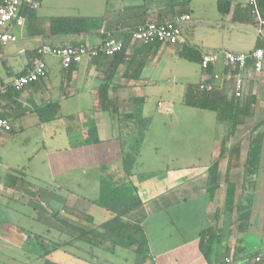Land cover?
<instances>
[{"label":"crops","instance_id":"1","mask_svg":"<svg viewBox=\"0 0 264 264\" xmlns=\"http://www.w3.org/2000/svg\"><path fill=\"white\" fill-rule=\"evenodd\" d=\"M32 1L37 5L35 9L38 17L44 19L69 17L67 16L69 14L65 13H70L67 10L70 11L72 8L70 0ZM132 1L121 3L117 10L108 14V18L114 20L124 7L133 6L147 8V21L152 23L168 22L179 13L191 16V21L183 27L185 43L162 46L157 55L145 64L138 80H135L134 77L136 74L135 60L127 59L116 69L108 84V100L118 107L120 116L134 114L137 110L134 101L144 100L141 105V114L142 118L147 121V126H145L141 151L131 179L133 185L138 189L142 201L141 208L132 214L131 220L141 223L149 247L150 260L143 264H208L200 251L201 231L214 226L212 219L214 213L223 212L229 186L235 187L236 206L251 193L243 188L250 138L249 140L237 139V143L242 144L240 161L231 169L230 153L221 157L224 128L220 125L217 126V130L220 132L219 139L211 155L203 162L199 161L192 166H183L180 156L168 157L163 153L160 155L159 151L166 146H161L163 142L159 137H155L151 145L152 154L148 153L147 156H144V149L151 144L153 126L155 132L159 134L158 127L162 126L164 131L168 130L167 127L173 130L176 126L172 124L180 125L181 123L180 121H171L172 124L155 122L156 117L153 114L172 116L177 112L174 111L172 103L154 99L153 96L166 91L162 89V85L166 84L172 76L165 73L169 70L168 67L171 69L174 59H182L179 56L180 51L184 48L197 50L189 43L194 32L192 29L198 27L195 21L200 17H205L212 19L209 21L224 26L235 24L242 28L245 24L254 28L255 26L249 21L246 13L249 0H228L232 6L227 17H223L218 11L217 3L221 0H210L208 6L205 3L206 0H198L200 7L197 9V14L193 10L187 9L190 6L194 8V0H191L190 6L182 5L183 0ZM107 5L108 1L104 8L96 10L100 11V15L98 12L99 16L106 14ZM211 7L214 9V14L210 11V14L207 15L206 10ZM199 10H204V13ZM42 11L45 12L39 14ZM210 16L212 17L208 18ZM234 16H238L243 21L236 20ZM73 17L86 16L79 14V16ZM11 33L18 38V42L6 46L0 45V86L9 84L14 78L25 75L31 65L35 49L41 45L63 47L77 40L55 38L48 43L41 38L28 36L25 26H13ZM262 33L264 39V31ZM86 38L91 45L97 43L96 39L92 41V36H82L81 40ZM257 43L258 38L255 44L257 45ZM231 49L213 46V49L209 51H197L211 53L226 50L234 53H246L238 51L237 48ZM132 50L128 52L129 55ZM46 63L48 69L45 79L25 87L17 99L5 97L0 100V118L9 121L12 127L10 132L0 131V208L6 213H18L21 210L17 209L25 206L28 210L23 209L25 216L29 218L30 222L36 223L42 228V230L38 229L40 234H35V238L39 237L44 240L52 233L56 235L61 225L55 215L58 211L63 213L64 207L73 208L91 216L94 224L98 226L112 218L107 211L92 203L99 198L101 178L104 174H114L118 178L123 177L121 169L123 145L126 142L127 144L132 143L133 139L131 138H134L135 131H137L136 123L128 122L129 125L126 126V121H124L122 127L118 116L110 112H103L99 107V92L108 83L111 60H85L71 71L63 70L53 58H47ZM227 71V67L220 63L214 68L213 73L219 75L223 81L228 76ZM203 75L200 68L194 76L197 78L195 83L201 81ZM262 75H264V71ZM174 77L171 84L177 83L178 78H182ZM259 78L257 77L258 83L254 85L255 87L260 85L263 88L261 80L264 76ZM249 79L250 76H248L247 83L251 82ZM189 84L191 83H188L186 87ZM184 96L183 106L188 110H193L184 105ZM151 98L155 103L153 110L149 105ZM57 102L60 104L57 119L50 123L41 122L36 113L37 108ZM260 104H264V101L259 98L257 106ZM262 106L264 107V105ZM183 113L184 111L182 117L189 116V112H186V115ZM262 114L264 115V111ZM74 124L79 125L78 140L71 135V126ZM248 124L249 121H246L244 126L239 127L238 130L248 128ZM25 141H29V144L24 143ZM62 158L65 159V163ZM95 159H97L96 164H92L94 162L92 160ZM177 161L181 163V166L174 164ZM215 162L219 163L220 188L215 199L209 201L207 195L208 173ZM155 163L160 166L154 167ZM34 164L37 169L35 172L34 169L30 170L31 165ZM31 178L32 183L29 182ZM76 189H81V192L79 191L81 196H76L78 195L75 192ZM58 190L68 194L67 198L57 196L56 191ZM22 198H28L26 204L21 203ZM96 215L101 217L98 222L95 220ZM66 219L70 224L75 221L73 217ZM9 225L22 230L14 223ZM217 230L225 231L219 249L221 263L226 257L227 251L235 250L238 246L237 236L235 233L230 235L231 231H235L234 227L225 229L224 218H221L217 223ZM2 231L5 232V230H0V235H5L6 233ZM9 231L7 232L9 233ZM260 245L256 251L262 249L264 240ZM52 256H49L52 261L65 264L53 260ZM75 264L94 263L93 261L89 262V259H83L80 263L75 262ZM121 264H125L124 261ZM236 264H249V262L244 260Z\"/></svg>","mask_w":264,"mask_h":264},{"label":"trees","instance_id":"2","mask_svg":"<svg viewBox=\"0 0 264 264\" xmlns=\"http://www.w3.org/2000/svg\"><path fill=\"white\" fill-rule=\"evenodd\" d=\"M42 2L43 0H37ZM1 2V0H0ZM191 0L183 1L182 5L187 6ZM260 16L264 19V0H256ZM108 6V5H107ZM232 3L228 0H221L217 3L218 11L223 17H227L230 14ZM112 12L109 10V6L106 10V14L95 17H56L50 19L39 18L37 10L30 4L24 3L20 9V16L26 18L25 30L30 37L41 38L45 42L51 41L55 38H73L77 39L72 41L66 46L79 48L82 46V36H92L97 42L106 38L107 33H120L124 35L123 30L136 31L139 27L152 23L147 21V8L145 7H124L118 12L117 17L114 20L108 18V14ZM248 19L252 24L258 27L256 16L254 15V7L247 3ZM180 16H185L181 13L175 15L173 19ZM191 17V16H190ZM236 20L240 19L238 16H234ZM253 18V19H252ZM172 19V20H173ZM171 21V20H170ZM168 21V22H170ZM167 23V22H163ZM158 23V24H163ZM189 23V22H187ZM186 23H184L183 27ZM104 31V33H102ZM129 35V34H128ZM119 36V35H118ZM125 47L123 51L114 57H100L96 60H111V66L109 70V78L107 84L104 85L99 92V107L103 112H110L111 114L118 116L120 125L123 127L128 126V122L136 123L137 129L135 140L132 144L124 143L122 150L121 169L123 177L118 178L114 174H104L101 178L100 193L97 201L92 204L107 211L112 218L104 222L101 225H95L93 218L87 214L78 211L73 208L64 207L63 216L57 213L55 217L60 223L57 233L67 234L69 241L62 244L54 243L55 245L44 252L41 255L43 264H59L51 259L49 256L54 251L62 250L64 246L73 245L75 242L85 243L91 250L94 248H101L103 251L114 254L117 249L133 252L137 259L136 264H143L145 261L150 260L148 240L145 232L141 226V223L131 220L132 214L138 211L142 206V201L138 194V189L132 183L133 170L137 162V158L140 154L145 126L147 121L142 118L141 105L144 100H135L136 112L130 115H119V109L112 101L108 100L107 90L109 83L112 80L113 74L118 67L127 59H134L136 66L135 80H138L145 64L153 59L159 52L160 48L164 46L162 43H153L150 45H142L133 47L132 53L129 55L127 49L131 43V37L124 38ZM49 43V42H48ZM53 46V45H51ZM63 46V47H66ZM57 47V46H54ZM62 47V46H61ZM256 49H264V39L258 38ZM36 49L34 51L33 59L36 57ZM201 54L199 51L184 48L180 51V58L189 61L191 63L200 64ZM139 58V59H138ZM32 59V61H33ZM131 59V60H132ZM32 64V62H31ZM74 67L65 70L71 71ZM249 71L253 65L250 63ZM215 68V67H214ZM214 68L203 72V79L198 83H191L186 87L184 96V105L188 108L198 109L214 113L216 116V122L218 125L224 128V140L223 143L230 142L235 137L236 131L239 127L244 126L246 121L250 122L253 114L255 113L256 106L259 98L253 93V89L250 88L253 78L250 77L249 90L245 91L242 97L235 96V88L233 86L234 76L239 74L238 69L227 68V74L232 75V79L229 82L224 80H215ZM264 68L258 77H263ZM246 78V77H245ZM248 78V77H247ZM259 78V79H260ZM247 81V79H246ZM220 82V83H218ZM201 86H211L212 90L201 89ZM247 87V86H246ZM25 89V88H24ZM17 90L12 87L5 97L11 99H17L20 93L24 90ZM2 98V99H3ZM60 108L59 102L42 105L37 108L36 113L39 119L43 123H50L57 119L58 111ZM263 127H264V115L251 132V138L248 145L247 160L245 164L244 185L245 191L249 190L248 196H245L238 206L235 205L236 190L235 187L229 186L226 195V204L223 212L217 211L212 215L214 226L209 229H204L200 233V251L208 264H226L225 259L230 257L232 264L247 261L251 264L255 256L262 250L255 253H246V243L248 241L249 234V215L251 213V202L248 197L254 195V187L256 181H258V170L260 169V161L263 152ZM260 132V133H258ZM128 148V150H126ZM242 144L237 143L235 149L229 151L231 155L230 169L235 167L240 161ZM221 157H225L227 152L222 148ZM249 183V185H247ZM220 188L219 184V163L215 162L209 169L208 182H207V195L208 200L213 201ZM66 215V216H65ZM236 215V218H235ZM73 217L75 219L73 224H70L66 218ZM221 218H224L225 229L234 227L235 231H231L230 235L236 234L237 247L235 250H228L226 257L220 263V244L222 243L223 233L221 230H217V223ZM234 218L236 219L234 221ZM76 222V223H75ZM78 224V225H77ZM81 224V227H80ZM84 224V225H83ZM38 241H42L40 247L45 250L48 246V241L42 238L36 237ZM50 243V242H49ZM263 248V247H262ZM92 259H89L91 262Z\"/></svg>","mask_w":264,"mask_h":264},{"label":"rangeland","instance_id":"3","mask_svg":"<svg viewBox=\"0 0 264 264\" xmlns=\"http://www.w3.org/2000/svg\"><path fill=\"white\" fill-rule=\"evenodd\" d=\"M107 1L109 10L113 11L117 10L121 3L127 1L131 2L132 0H70V2H72V5H70L69 3L68 4L72 8L70 9V11L67 10V12L70 13L65 14H69L67 15L69 17L79 16L80 14L89 18H95L100 15V11L96 10L98 8L99 10L102 7L104 8V5L107 3ZM209 1L210 0L205 1L207 6L210 3ZM193 7L196 10L191 6L187 7V9H191L195 12V14H197V9L200 7V2L198 0H194ZM203 11L204 10H201L200 12L204 13ZM210 11L214 14L213 7L206 10L207 15L210 14ZM38 12H40V10H38ZM43 12L45 11H42L39 14H43ZM211 17L212 16L208 18ZM209 20L212 19L200 17L199 20H196L195 24H198V27L196 29H192V31H194L193 36H191V38L189 39V43L191 44V46H195V49L199 50L200 52L212 50L213 46H219L220 48H228V50H232L231 48H237L238 51L249 53L255 50L256 39L259 37H263L261 36L260 32H263L264 29H260L259 26H255L253 28L252 26L243 24L244 26L242 25L243 27L240 28L235 24L232 26L229 24L224 26ZM231 27L232 29H230ZM93 40H95L94 37H92V41ZM168 69L169 70H167L165 74L172 77L168 82H166V84L162 85V89H165L166 91H164L162 94L157 93L155 96H153V98L172 103L174 105V111L177 113L172 116L158 114L153 115L156 117L155 122L172 124L171 121H180L181 123L180 125L172 124L176 126L173 130L171 129L172 131L169 129V127H167L168 130L164 131L163 127L160 126L157 130L159 134L155 132V128L153 126V135L151 136L152 140H150L151 144L147 145L144 149V156H147L148 153L152 154L153 148L151 147V145L153 144L155 137H159L163 142L161 146H166L165 148H161V150L159 151L160 155L161 153H163L168 157L180 156L183 166H192L197 164L199 161L203 162L208 156L211 155V152L215 148V145L219 139L220 132L219 130H217L218 124L215 121L216 116L214 113L207 111L203 112L197 109L188 110L183 106L182 103L186 85L188 83L197 82V78H195L194 76L200 69L199 65L176 58L171 63V69L169 67ZM174 76L182 78H178L179 80L177 83L171 84L172 78H175ZM251 77L254 80H252L251 86L246 82V91L249 90L248 88L250 86V88L253 89V93L258 95V97L264 101V78H262L261 80V84L263 85V88H261L260 85H257L256 87L254 85L258 83L257 77L255 75H252ZM153 98H151V103L149 104L151 110H153L155 106ZM262 105L260 104L256 107V111L247 126L248 128H245L244 130L237 129L235 137L232 138L230 142H227L224 145L222 141L221 148L225 149V151L228 153L232 148L235 149L238 141L237 139L242 138L243 140H249V138H251L252 129L256 125H258L259 121L263 117L262 111H264V107ZM183 111V114L185 115L186 112H189V116L182 117ZM179 126L181 127V129ZM71 129L72 137L78 140V137L80 135L79 125L74 124L71 126ZM262 133L264 137V127ZM223 138L222 140H224ZM131 139L135 140V138ZM24 143L29 144V141H25ZM33 146L31 147L34 148ZM126 150H128V148H126ZM220 152L222 153V151ZM93 156L96 157V155ZM62 159V161L64 162L65 159ZM96 160L97 159L92 160L94 161L92 164H96ZM177 163L174 162L175 165L181 166L180 162L177 161ZM155 164L156 165L154 167L160 166V164ZM33 169L34 172L37 171V169L35 168V164L31 165L30 167V170L33 171ZM38 172L41 173L40 171ZM257 173L259 179L255 183L254 195L248 197L249 201L251 202V213L249 215V236L246 243L247 254H251L253 252L255 253V251L259 249V246H261L260 244L264 240V142L262 158L260 161V169ZM29 182L32 183V178L29 179ZM247 185H249V183ZM79 191L81 192V189H76L75 192L78 194L76 196H81L79 195L81 194L79 193ZM56 193L57 196L62 198H67L68 196V194L59 192V190L56 191ZM27 201L28 198L21 199V203L23 204H26ZM23 209H26V207L23 206L20 209H17L21 210L18 213H6L2 208H0V230H5V232H2L6 233L5 235H0V264H43L41 255L44 254L45 251L50 250V248L52 249V247L55 245L54 243L62 244L69 241V237L63 235V233L61 234L58 232L56 233V235L52 233L51 236H46V240L48 241L49 245L46 246L45 250H43V248L40 247L42 241L34 239L35 234H40L38 229L42 230V228L36 223L30 222L29 218L25 216ZM58 213H60V215L62 216L64 215L61 211H58ZM100 218V215H96V222H98ZM235 218L234 221L236 220ZM10 223L16 224V226L21 227L22 230L11 227L12 225H9ZM8 230H10L9 233L7 232ZM52 255L53 260L65 264H75V262L80 263L83 259H92L94 264H121V262L123 263V261L125 264H135V261L137 259L136 255L131 251L117 249L114 254H110L109 252L103 251L101 248H94L93 250H91L88 245H86L85 243H81L80 241L75 242L73 245L64 246L62 250L54 251Z\"/></svg>","mask_w":264,"mask_h":264},{"label":"built area","instance_id":"4","mask_svg":"<svg viewBox=\"0 0 264 264\" xmlns=\"http://www.w3.org/2000/svg\"><path fill=\"white\" fill-rule=\"evenodd\" d=\"M24 3L30 4L34 8L37 7L36 3L32 0H1L0 45L6 46L7 44L18 42V38L11 33V28L13 26H25L26 18L19 14L21 6ZM248 3L254 7V15L256 16L258 26L263 30L264 19L260 16L256 0H249ZM190 21L191 17L185 15L163 24L147 23L139 27L136 31L123 30V36L116 32L107 33L106 38L102 41H98L95 45H91L87 38L83 39L82 46L79 48L71 46L54 47L45 44L41 45L36 49V57L33 59L25 75L14 78L9 84L0 86V100L8 93L10 87L21 90L45 79L48 69L46 63L47 58L55 59L62 69L67 70L72 66H79L85 60L93 61L100 57H114L120 54L125 47L124 38H127V36L131 37V43L127 49L128 52L135 46L150 45L153 43L175 46L180 43H185L181 26ZM102 33H104V31H102ZM260 34L263 36L262 31ZM220 63H223L227 68L239 70V74L233 77V86L235 88V96L237 98L242 97L245 91L247 77H251L252 75L258 77L264 68V49H256L249 53H234L226 50L202 53L199 66L203 72H206L211 68L217 67ZM250 63L253 65L251 68L252 72L247 74L250 70L247 66ZM220 78L219 75L214 77V79L218 81ZM231 79L232 75L228 74L224 81L229 82ZM201 89L212 90V87L201 86ZM11 129L12 127L9 121L0 118V131L10 132ZM225 263L232 264L229 258L225 259ZM253 264H264V246L255 256Z\"/></svg>","mask_w":264,"mask_h":264}]
</instances>
